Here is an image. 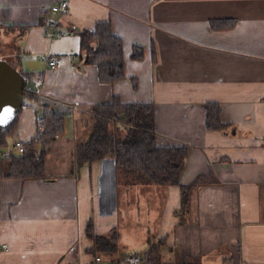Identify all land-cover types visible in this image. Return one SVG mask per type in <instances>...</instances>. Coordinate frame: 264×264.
Wrapping results in <instances>:
<instances>
[{"label":"crops","instance_id":"obj_1","mask_svg":"<svg viewBox=\"0 0 264 264\" xmlns=\"http://www.w3.org/2000/svg\"><path fill=\"white\" fill-rule=\"evenodd\" d=\"M63 1L68 12H53ZM212 21L235 24L213 30ZM101 22L123 44L126 78L114 83L79 60L80 32ZM0 36L18 45L0 60L42 79L0 162L24 153L15 145L36 137L46 108L65 118L44 178L0 179V264H89V221L99 236L119 233L116 260L145 256L163 239L164 264H264V0H0ZM135 46L144 60L131 58ZM114 95L153 104L157 144L188 150L180 181L201 184L183 214L179 186L126 177L112 159L74 174V151L92 135V106ZM210 103L220 106L223 130L207 127Z\"/></svg>","mask_w":264,"mask_h":264},{"label":"trees","instance_id":"obj_2","mask_svg":"<svg viewBox=\"0 0 264 264\" xmlns=\"http://www.w3.org/2000/svg\"><path fill=\"white\" fill-rule=\"evenodd\" d=\"M234 21H212L213 30H225L233 26ZM81 44L79 60L85 65H96L99 69L101 83H114L126 78L124 71L122 40L113 33L110 22H101L94 30L80 32ZM145 51L135 46L131 58L142 61ZM156 50L153 47V61H156ZM13 68V64L9 63ZM15 69V68H14ZM24 81V105H33L35 92L33 82L38 76L19 72ZM134 87L137 79L132 78ZM92 135L74 151V174L78 176L80 168L97 160L112 159L117 168L126 177L136 178L148 184L179 186L182 191L181 208L183 214L189 208V197L192 189L201 184L196 178L192 184L184 185L180 173L188 155L186 148L161 147L157 144L155 107L153 104H127L114 95L111 102L93 105ZM207 127L220 131L225 128L220 120V106L216 103L207 105ZM42 130L36 137L25 144L24 153L11 155L6 162H0V179H32L45 177V161L50 144L65 131L63 115L47 108L41 114ZM19 113L7 124L0 123V148L9 147V139L16 131ZM4 161V160H2ZM87 234L94 242L92 250L95 256L107 258L116 255L120 235L112 231L110 235L99 236L95 233L93 221H89ZM166 240L153 244L145 254L147 264H164L161 247Z\"/></svg>","mask_w":264,"mask_h":264},{"label":"water","instance_id":"obj_3","mask_svg":"<svg viewBox=\"0 0 264 264\" xmlns=\"http://www.w3.org/2000/svg\"><path fill=\"white\" fill-rule=\"evenodd\" d=\"M24 81L6 61H0V123L7 124L23 106Z\"/></svg>","mask_w":264,"mask_h":264},{"label":"built area","instance_id":"obj_4","mask_svg":"<svg viewBox=\"0 0 264 264\" xmlns=\"http://www.w3.org/2000/svg\"><path fill=\"white\" fill-rule=\"evenodd\" d=\"M52 11L55 13H61V14H66L68 12V2L67 1H63L60 2L58 5H54L52 6ZM50 25H52L53 27H56V23L54 21L50 20ZM60 32H51L48 33L47 36L50 38H54L56 36H60ZM42 59L44 61H46L48 63L49 66L51 67H55L57 65L56 60L52 59L49 55L46 56H42ZM42 88V79L38 78L34 81L33 83V89L34 92L36 91V93L38 94L40 92ZM43 117L42 115H38L37 116V121H38V128L39 131L42 130V123H43ZM263 143H264V138H263ZM25 146L24 143L22 142H17L15 145V150L19 151V152H24ZM5 155H8V153H5ZM89 264H147V259L145 256L142 255H137V254H132L129 255L123 259L120 260H112V259H107L104 256L101 255H97V256H93L91 262Z\"/></svg>","mask_w":264,"mask_h":264},{"label":"rangeland","instance_id":"obj_5","mask_svg":"<svg viewBox=\"0 0 264 264\" xmlns=\"http://www.w3.org/2000/svg\"><path fill=\"white\" fill-rule=\"evenodd\" d=\"M16 43H17V41L16 42H14V41H12V40H10V39H8V37L7 36H0V51H1V53L2 52H5V51H7V50H11V49H13L14 48V46H16ZM18 47V45L16 46V48ZM6 59H8V58H6ZM0 61H9V60H0ZM15 62V63H14ZM14 62H12V63H14L13 65H14V67L16 66H19L20 65V63H19V61H14ZM16 69V68H15ZM74 170V169H73ZM126 220H128V219H126ZM128 222V221H127ZM125 225V224H124ZM127 223H126V227H127ZM125 250V247L122 245L121 246V251L123 252ZM133 252H138V253H140V254H142L143 252H146V250L145 249H143V250H139V248H134V250H133ZM110 257H112L111 259L112 260H116V255H113V256H110Z\"/></svg>","mask_w":264,"mask_h":264},{"label":"bare ground","instance_id":"obj_6","mask_svg":"<svg viewBox=\"0 0 264 264\" xmlns=\"http://www.w3.org/2000/svg\"><path fill=\"white\" fill-rule=\"evenodd\" d=\"M51 57V56H50ZM52 58V57H51ZM53 59V58H52ZM55 60V59H54ZM51 67V66H50ZM39 94V93H38ZM38 94L36 93V91H35V96H36V98H39V97H37L38 96ZM24 102V101H23ZM24 104V103H23ZM23 107V106H22ZM22 109V108H21ZM25 145V144H24Z\"/></svg>","mask_w":264,"mask_h":264}]
</instances>
